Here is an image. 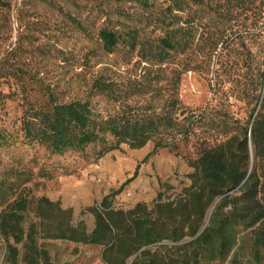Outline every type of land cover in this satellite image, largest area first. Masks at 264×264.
I'll return each instance as SVG.
<instances>
[{"label":"trees","instance_id":"obj_1","mask_svg":"<svg viewBox=\"0 0 264 264\" xmlns=\"http://www.w3.org/2000/svg\"><path fill=\"white\" fill-rule=\"evenodd\" d=\"M72 6L73 15L58 11L74 29L96 38L107 54L122 47L144 75L122 84L96 79L85 100L28 105L18 138L0 129V149L18 142L47 159L73 154L96 163L121 145L139 150L151 142L149 156L167 149L192 172L173 197L159 193L151 204L123 210L113 205L118 192L102 197L88 233L82 223H72L70 210L34 197L26 187L34 178L52 180L56 168L14 157L0 168L2 263L52 264L44 242L56 240L99 247L104 264H264V63L255 62V80L235 96L253 105L246 120L227 112L229 81L220 71L225 67L231 74L239 65L229 59L233 26L244 15L250 37L264 16V0H93ZM241 46L250 70L254 56ZM213 62L219 65L213 100L224 110L182 106L180 77L202 74ZM89 98L114 107L101 111Z\"/></svg>","mask_w":264,"mask_h":264},{"label":"rangeland","instance_id":"obj_2","mask_svg":"<svg viewBox=\"0 0 264 264\" xmlns=\"http://www.w3.org/2000/svg\"><path fill=\"white\" fill-rule=\"evenodd\" d=\"M1 1L4 7L0 10V129L13 138L20 136L19 119L30 104L85 100L96 79L122 84L139 81L144 75L142 66L135 64L133 56H126L122 47L112 54L105 53L96 38H87L78 32L58 11L61 8L64 13L73 15V2L82 6L93 0ZM243 17L241 15L234 24V34L229 38L232 48L229 59L239 65L230 69L231 74L225 67L220 71L226 73L229 81L224 88L231 95L227 112L246 120L253 105L237 101L235 96L255 80V62L257 65L264 63V55L260 53V44L264 42V16L253 27L250 37L244 32ZM242 42L254 56L250 70L243 64L246 52ZM214 62L203 69L202 74L188 72L180 77L178 100L182 106L194 110L210 104L224 110L217 97L213 100V80L219 68ZM172 67L166 68L161 75L168 77ZM89 101L101 111L108 112L114 107L98 98H89ZM152 148L151 142L139 150L121 145L98 162L85 163L73 154L47 159L41 150L17 142L0 149V168L11 164L14 157L23 162L36 158L40 163L54 166L52 180L34 178L26 185L27 189L36 198L44 197L59 203L61 209L70 210L72 223H82L89 233L94 227L92 209L111 192H118L113 199L114 207L128 210L139 202L151 204L159 193L165 199L171 198L188 185L187 175L192 169L186 160L167 149L149 156ZM27 218L29 221L31 216ZM44 243L52 264H104L99 247L56 240ZM4 252L0 237V264H3Z\"/></svg>","mask_w":264,"mask_h":264}]
</instances>
